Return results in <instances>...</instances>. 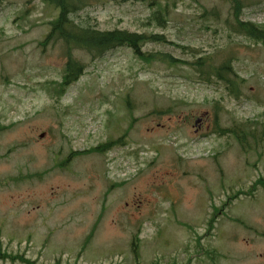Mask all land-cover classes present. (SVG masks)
<instances>
[{
    "label": "rangeland",
    "instance_id": "1",
    "mask_svg": "<svg viewBox=\"0 0 264 264\" xmlns=\"http://www.w3.org/2000/svg\"><path fill=\"white\" fill-rule=\"evenodd\" d=\"M161 1L169 5L165 27L147 25L151 9L135 1L102 0L72 17L100 30L162 33L179 46L147 43L144 51L182 60L210 54L215 63L231 57L245 79L242 96L199 80L185 64L145 63L121 46L94 59L73 50L85 68L57 99L65 49L60 41L39 42L58 8L0 0L1 251L24 252L39 264H81L96 223L85 249L93 261L123 253L140 233L145 257L165 252L177 254V264H264V185L234 199L211 234L197 239L226 196L264 176V144L249 140L252 148L243 151L233 135L212 132L216 103L220 126L264 120V45L230 33L227 0ZM241 1L240 18L264 25V0ZM205 111L209 117L195 132ZM126 129L123 145L71 154ZM195 241L203 246L193 249Z\"/></svg>",
    "mask_w": 264,
    "mask_h": 264
},
{
    "label": "trees",
    "instance_id": "2",
    "mask_svg": "<svg viewBox=\"0 0 264 264\" xmlns=\"http://www.w3.org/2000/svg\"><path fill=\"white\" fill-rule=\"evenodd\" d=\"M54 4L58 8L57 17L50 21V30L46 33L44 39L39 42L41 46H45L48 43L61 42L65 49L66 62L63 69V74L60 81H54L56 86L53 87V93L56 98L59 99L65 93L66 87L77 80V78L83 72L85 65L81 63L73 55V50H83L87 52L92 59L102 56L105 52L126 46L132 50V53L145 63L161 62L170 66H176L177 64H185L196 75L197 78L207 84H221L230 96L238 99L242 96V87L245 79L240 77L232 66V58L227 57L219 63H215L212 60V55H200L194 57L191 60H182L174 57L170 53L160 51H144L143 47L147 43H169L176 47L177 44L169 41L162 33L154 31H129L126 29H112V30H100L91 25L81 24L76 22L72 15L78 13L84 8L101 2L102 0H44ZM120 2L135 1L146 3L151 9L147 25L156 27H165L168 22L169 5L168 2H162L161 0H117ZM231 6L232 20L228 23L230 33L239 34L248 38L249 40L264 45V25L256 24L250 21H245L240 18L242 11L241 0H227ZM213 13L212 10L204 9V14ZM216 12V11H214ZM211 13V14H212ZM230 36V34L228 35ZM214 118L212 132L219 135L231 134L234 136L238 144L243 151H248L252 148V145L248 142L251 140L254 146L264 144V120L253 121L252 125H244L239 123L232 127H223L219 124L218 112L221 109L219 103L214 105ZM155 113L158 111H154ZM258 125H260L259 132ZM0 128H4L0 124ZM123 134L118 140L108 139L106 142L99 143L96 146L89 147L81 151H75L73 154H89V153H103L109 150L111 147L120 145ZM68 159L65 160L67 162ZM64 162V163H65ZM264 185V176L257 178L246 190H237L234 193L226 196L222 204L214 208L211 216L207 220L205 232L202 235H198L199 240L203 236L211 234L214 223L217 216L223 213L225 208L239 196H252L258 186ZM96 223L93 225L90 232L85 237L81 249L91 240ZM203 250V249H202ZM209 250L206 249V254ZM215 253V252H213ZM1 260H10L11 262H20L22 264H39L36 260H32L26 257L24 252L9 253L0 250ZM52 264H60L59 261H55ZM68 264V263H66Z\"/></svg>",
    "mask_w": 264,
    "mask_h": 264
},
{
    "label": "flooded vegetation",
    "instance_id": "3",
    "mask_svg": "<svg viewBox=\"0 0 264 264\" xmlns=\"http://www.w3.org/2000/svg\"><path fill=\"white\" fill-rule=\"evenodd\" d=\"M207 117H208V114L202 115V120L194 128L195 132H199L202 129L203 125L205 124V120ZM126 131H127V129L123 133V134H125V136H127ZM122 135H120L117 138H114V140H118ZM125 136H124V138H125ZM122 140H123V137H122ZM122 140H121V145H123L126 142L124 139V142L122 143ZM127 226L131 227V228L133 227L136 229V231H139V227L137 226V224L130 223V224H127ZM139 235H140V233L132 234L130 239L128 240V250L124 251L123 253L121 252V254H119V255H112V256H108V257L106 256L103 258L98 257V259L93 261V258L90 259V257L87 256L86 250H84V251H82V255L80 256V259L78 262H80L81 264H144V262H146V264H177V254H174V253L166 254L165 252H160V255L155 256V257H153L154 255H149L148 257L143 256L142 252L144 253V251H142V247H143L144 243L146 245H148V243L141 240L139 238ZM203 238L204 237L200 238L199 240H201ZM195 243L196 244H194L193 249L194 248L197 249V248L201 247V245H202V244L199 245V243H197L196 241H195ZM173 245L174 246L170 245L169 248L175 247L176 249H174V250H177V244H173ZM169 248H167V249H169ZM202 249L204 251V248H202Z\"/></svg>",
    "mask_w": 264,
    "mask_h": 264
},
{
    "label": "water",
    "instance_id": "4",
    "mask_svg": "<svg viewBox=\"0 0 264 264\" xmlns=\"http://www.w3.org/2000/svg\"><path fill=\"white\" fill-rule=\"evenodd\" d=\"M200 120H201L200 118L196 119L195 124H197Z\"/></svg>",
    "mask_w": 264,
    "mask_h": 264
}]
</instances>
